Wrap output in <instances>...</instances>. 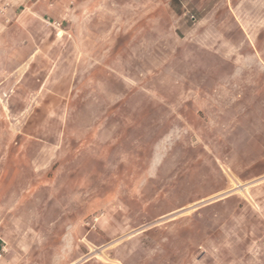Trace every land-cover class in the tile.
Segmentation results:
<instances>
[{"label": "rangeland", "instance_id": "374dc122", "mask_svg": "<svg viewBox=\"0 0 264 264\" xmlns=\"http://www.w3.org/2000/svg\"><path fill=\"white\" fill-rule=\"evenodd\" d=\"M237 7L0 0V264H264V0Z\"/></svg>", "mask_w": 264, "mask_h": 264}, {"label": "crops", "instance_id": "0c3cea01", "mask_svg": "<svg viewBox=\"0 0 264 264\" xmlns=\"http://www.w3.org/2000/svg\"><path fill=\"white\" fill-rule=\"evenodd\" d=\"M240 0H162L167 7L176 10H187L196 17L193 22L197 28L198 25L209 26H239L248 24L243 18L239 17V8L237 2ZM225 9L230 17H205V11L210 10V14ZM176 22V18H172ZM197 41V37L195 38ZM257 162H264V157L257 159Z\"/></svg>", "mask_w": 264, "mask_h": 264}, {"label": "built area", "instance_id": "2783aa9c", "mask_svg": "<svg viewBox=\"0 0 264 264\" xmlns=\"http://www.w3.org/2000/svg\"><path fill=\"white\" fill-rule=\"evenodd\" d=\"M190 20H191L192 22H195V21H196V17H195L194 15H191V16H190Z\"/></svg>", "mask_w": 264, "mask_h": 264}]
</instances>
